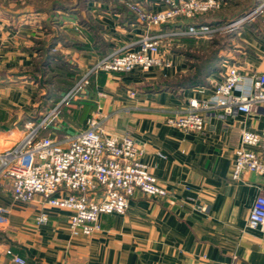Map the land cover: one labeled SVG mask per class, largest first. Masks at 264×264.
<instances>
[{"label":"crops","instance_id":"0c3cea01","mask_svg":"<svg viewBox=\"0 0 264 264\" xmlns=\"http://www.w3.org/2000/svg\"><path fill=\"white\" fill-rule=\"evenodd\" d=\"M143 1L146 9L166 8L158 0ZM242 1L227 0L200 21L216 25L236 20L253 5L239 10ZM26 2L0 0V110L10 101L4 95L14 82H20L21 97L30 109L37 100L53 102L103 52L130 47L142 34L161 29L125 18L122 7L135 0H87L74 10L76 0H50L33 9ZM17 3L18 10L10 9ZM236 36L242 41L239 54L222 52L221 63L235 60L244 72L264 74V14L243 24ZM184 39L165 47L171 66L94 75L87 97L65 110L84 121L77 127L71 124L68 132L61 124L56 130L75 134L95 115L106 135L131 134L144 145L143 159L168 195L154 198L138 191L126 213L101 216L99 232L73 236L69 210L47 205L40 195L28 203L17 201L11 181L0 176V264H19L8 248L25 264H264V231L248 224L255 198L264 195V175L246 170L240 179L232 177L243 130L264 129V106L253 114L234 109L227 116L210 109L201 131L169 124L168 118L184 112L190 99L212 96L211 81L219 72L198 74L200 66L190 60L202 50L195 46L198 38ZM48 73L50 80L44 78ZM193 76L205 80L193 83L188 79ZM38 92L41 99L35 96ZM27 106L24 112L32 115ZM21 132L17 119L0 117L3 150ZM40 211L49 213L45 224L35 221Z\"/></svg>","mask_w":264,"mask_h":264},{"label":"built area","instance_id":"2783aa9c","mask_svg":"<svg viewBox=\"0 0 264 264\" xmlns=\"http://www.w3.org/2000/svg\"><path fill=\"white\" fill-rule=\"evenodd\" d=\"M166 8L146 9L139 1L131 2L138 21L162 27L179 18H196L200 13L221 9L224 0H161ZM264 13V4L244 16L218 25L191 23L188 26L147 32L130 47L116 48L98 59L78 82L52 109L36 121L25 124L26 133L10 148L0 151V176L12 184L14 199L28 203L37 195L47 205L71 212L70 232L73 236H90L102 229L101 216L106 213L124 214L132 197L138 192L159 198L169 191L144 161L145 147L131 134L106 135L100 120L87 119L86 127L75 134L59 137L53 129L62 107L71 104L90 84L92 76L101 72L127 73L140 67L171 66L165 47L186 37L235 32L245 22ZM235 60H223L216 77L211 81L210 98H192L184 112L168 118V123L185 130L204 129L206 111L217 108L222 116L234 109L253 114L264 106V74L244 72ZM102 96L105 93H100ZM232 177L240 179L249 170L264 175V129L260 132L243 130L241 145L234 150ZM205 210L206 206H199ZM0 208V223L2 222ZM35 221L45 224L49 213L40 211ZM248 224L264 231V195L253 203ZM14 261L26 260L7 249Z\"/></svg>","mask_w":264,"mask_h":264},{"label":"rangeland","instance_id":"374dc122","mask_svg":"<svg viewBox=\"0 0 264 264\" xmlns=\"http://www.w3.org/2000/svg\"><path fill=\"white\" fill-rule=\"evenodd\" d=\"M10 1L11 2H16L17 0H10ZM72 1H74V0H70V2H72ZM135 1H139V0H135ZM158 1L161 2V0H158ZM49 2H50V0H29V2L28 3L26 2V3H27V5L29 4L28 9H33V8H35L36 3L39 4V5H42V4L49 3ZM141 3H142V1H141ZM252 3H253V5H252ZM261 4H264V0H243L242 3H241V6L239 8L238 7L237 8L240 10V9L244 8L245 6L248 7V6L252 5V7L247 11V13H248V12L254 10L257 6H259ZM19 8H20L19 3H17V5L15 7L10 8V9L18 10ZM219 10H221V9L211 10V11H208V12L200 13L199 15L196 16V18H189V19H194V21H195V20H198V19L203 18L205 16H213L212 13L217 12ZM245 14H242L239 17H242ZM263 14L257 16L254 20H252V22L257 20L261 16H263ZM231 15L232 14L228 15V17H231ZM178 22H181V21H178ZM225 22H228V21H225ZM247 23L248 22H245L244 24H247ZM17 25L18 24L16 23V25H14V26H17ZM76 28H79V27H76ZM162 28H163V26L161 27V29ZM238 31L239 30H237L235 32L234 31L233 32H220V33H216L214 35H209V36L208 35H203V36L197 37L198 39H196L194 41L195 46H196V44H198L201 47L202 50H201L200 53L195 52L193 56L191 55L192 58L190 60L191 61L193 60V62H195V61L198 62L199 59L204 61L205 59L210 58V55H213V52L214 53L218 52L219 55L222 52L225 53V54H228V52H231L232 55L237 56L239 54V51H240L238 49H241L240 47H241V44H242V41L236 36V32H238ZM182 40H185V39H182ZM181 42L182 41H180V42L178 41L177 43H181ZM223 57H225V55H223ZM50 74L51 73H48L44 78L47 79V80H50ZM82 74L83 73H81L80 76H78L76 78V80H75L74 84L71 86V88L78 82V80L80 79ZM92 79H93V76H92V78L90 80V84L88 86H91ZM18 84H20L19 81L14 82V86L10 90L7 89L6 92H5V95L3 94L4 96H6L7 100H10L13 103L8 101L6 103V105H3L2 109L0 110V114H3V115H1L0 117H1L2 120L4 119L5 116H7L8 118L12 117L14 120L17 119V125L19 126V130L23 131V132H21L22 133L21 137H22L27 131L26 128H25V124L27 122H31L34 118L42 117L43 114L47 113L50 109L53 108L54 104L57 101L55 103L54 102L47 103L46 101L44 103H39V101L37 100V102H35V103H38V104L31 105V109H30V106L25 105V102L23 101V97H21V93L23 92L22 91L23 89L21 87L19 88V86H17ZM44 86L47 87L46 84H44ZM35 94H36L35 96H37V98L41 99V92H38V93H35ZM61 98H59V100ZM25 106H27L29 111L31 113H33L32 115H28L26 112H24ZM65 113L66 112L63 111V110H61L58 113V115H57V120L58 121L56 120V124H54L55 126L53 128L55 131L56 130H60L59 129V124H61V126H60L61 129L64 127L62 130H66L68 132V129L71 127L70 126L71 124L75 125V127H77L79 123L84 121V119H81V118L79 119L78 114H74L73 113V114L68 116ZM65 126H67V127H65ZM66 131H62V132L66 133ZM4 146H5L4 143H3V145H0V150L5 149Z\"/></svg>","mask_w":264,"mask_h":264},{"label":"trees","instance_id":"16d2710c","mask_svg":"<svg viewBox=\"0 0 264 264\" xmlns=\"http://www.w3.org/2000/svg\"><path fill=\"white\" fill-rule=\"evenodd\" d=\"M87 0H76V4H75V6H72V9L74 10V9H77L78 7H81V6H84V4H85V2H86ZM140 2L141 1H143V0H139ZM225 2H224V4L222 5V7L221 8H223L225 5H226V3H227V0H224ZM144 2V1H143ZM62 7H64V6H62ZM123 11H124V14H125V18L127 19V20H130V22H133V21H138V16L132 11V9H131V7L129 6V5H124L123 7ZM178 21H181V23L180 24H177V25H173V24H175L176 22H178ZM201 23V22H204L205 23V21H200V19H198V20H195L194 21V19H189V18H184V17H182V18H179V19H177V20H174V21H171V22H169L168 24H165V25H163V28L162 29H171V28H173V27H179V26H188L189 24H191V23ZM171 23V24H170ZM222 23V22H221ZM212 25H214L215 23H211ZM220 24V23H219ZM216 25H218V23L216 24ZM187 38V37H186ZM184 39V38H183ZM181 41H182V39H181ZM217 51V50H216ZM107 53H109V52H103L102 54H101V56H100V58L102 57V56H104V55H106ZM192 56L194 55V52H193V54H191ZM198 59V58H197ZM221 59H220V55H219V53L218 52H213V55H210V58H208V59H205L204 61H202L201 59H199L198 60V62H193V63H191V65L192 66H200L198 69H199V71H198V74L200 73V74H205V75H207V74H209V73H211V72H213V71H217V70H219L220 68H221ZM204 66H210L211 67V69H210V71L208 70V71H206L205 69H204ZM202 67V68H201ZM80 76V75H79ZM198 76V75H197ZM197 78H199L198 80H197ZM189 80H191V82H193V83H195V82H200V81H202V80H205L204 78H200V77H195V76H193V77H189L188 78ZM201 79V80H200ZM89 87L90 86H87L86 88H85V90H84V92H82L80 95H79V97L76 99V100H73V102L71 103V104H67V105H64L63 107H62V109L61 110H63V111H65V109H67V108H70L74 103H79V101L80 100H82V99H84V98H86L87 97V95H88V92H89ZM71 88V87H70ZM70 88L69 89H67L62 95H60L58 98L56 97V99L53 101L54 103L56 102V101H58L59 100V98H61L63 95H65L69 90H70ZM53 103V104H54ZM58 121V120H57ZM56 134L59 136V137H62V136H64L63 134H58L57 133V131H56Z\"/></svg>","mask_w":264,"mask_h":264}]
</instances>
